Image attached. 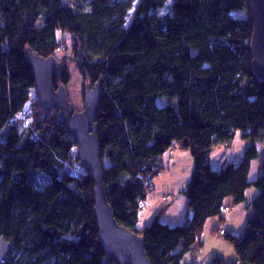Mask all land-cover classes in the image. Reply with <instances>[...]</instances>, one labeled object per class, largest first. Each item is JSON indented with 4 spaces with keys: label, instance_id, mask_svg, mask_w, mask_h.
I'll use <instances>...</instances> for the list:
<instances>
[{
    "label": "trees",
    "instance_id": "1",
    "mask_svg": "<svg viewBox=\"0 0 264 264\" xmlns=\"http://www.w3.org/2000/svg\"><path fill=\"white\" fill-rule=\"evenodd\" d=\"M78 1L74 9L63 0H0V238L11 245L0 264H117L98 239L91 178L68 170L81 168L74 139L56 111L29 104L26 50L61 64L54 89L70 82L58 35L70 38L83 91L103 81L96 124L106 199L116 222L143 238L150 264H180L200 246L206 221L224 223L226 201L244 202L252 187L243 234L224 237L238 264H264V159L249 180L264 140V80L252 72L247 0ZM238 133L249 141L240 162L213 169V145ZM175 146L193 161L181 190L191 218L170 227L158 216L140 232L151 181Z\"/></svg>",
    "mask_w": 264,
    "mask_h": 264
},
{
    "label": "rangeland",
    "instance_id": "2",
    "mask_svg": "<svg viewBox=\"0 0 264 264\" xmlns=\"http://www.w3.org/2000/svg\"><path fill=\"white\" fill-rule=\"evenodd\" d=\"M63 2L75 9L79 1L63 0ZM133 5L134 8L130 14L134 12L137 3L133 2ZM246 15L247 13L238 14L240 17H245ZM57 38L63 41L58 56L62 59V63L67 66L71 77L69 84L65 87L67 98L75 111H81L83 109V81L71 60L72 53L70 48H67L70 45V38L67 35H58ZM29 97L30 105L38 101L34 89L30 91ZM164 99H157V104L159 106L165 105L168 101ZM248 147L249 141L242 140L240 133L234 139L221 145L214 144L210 156L211 167L218 170L227 163L238 164ZM256 147L258 156L253 160L250 168V181H254L261 174L260 166L264 159V140L256 142ZM172 151L174 154L167 153L162 157L161 166L164 169L152 179L151 191L139 211L136 229L140 232L150 226L158 216L161 224L170 227L183 226L187 222V214L191 218V213L187 212L186 201L181 194V190L189 181L193 169V161L187 151L179 150L176 146ZM73 155L77 157V148L73 151ZM102 164L107 167L108 161L103 160ZM68 170L76 173H86L82 168L73 170L71 166ZM257 194L258 191L252 187L247 190L244 202L236 204L232 199H228L226 201L227 208L222 212V217L225 219L224 223L220 224L218 217L208 219L200 235V246L196 244L194 245V251L185 253L180 264H210L217 257L222 258L225 264H238V258L233 246L224 236H219L218 232L220 229L228 230V234L232 237H239L243 234L246 221L252 213L251 203ZM227 222L229 223V228H227ZM179 252H181V248L177 250V253Z\"/></svg>",
    "mask_w": 264,
    "mask_h": 264
},
{
    "label": "water",
    "instance_id": "3",
    "mask_svg": "<svg viewBox=\"0 0 264 264\" xmlns=\"http://www.w3.org/2000/svg\"><path fill=\"white\" fill-rule=\"evenodd\" d=\"M247 5L253 25L250 41L252 72L257 79L264 80V0H247ZM26 54L34 76L37 100L43 108L56 111L57 123L74 139L79 165L93 182L94 216L103 252L117 264H150L143 238L116 222L106 199L96 124L103 81L84 87L83 109L75 111L65 86L53 87V78L59 75L61 64L54 57L42 58L30 50H26ZM10 251L11 245L0 238L2 262L8 259Z\"/></svg>",
    "mask_w": 264,
    "mask_h": 264
},
{
    "label": "built area",
    "instance_id": "4",
    "mask_svg": "<svg viewBox=\"0 0 264 264\" xmlns=\"http://www.w3.org/2000/svg\"><path fill=\"white\" fill-rule=\"evenodd\" d=\"M218 235L219 236H225L226 235V232L224 229H220L219 232H218Z\"/></svg>",
    "mask_w": 264,
    "mask_h": 264
},
{
    "label": "crops",
    "instance_id": "5",
    "mask_svg": "<svg viewBox=\"0 0 264 264\" xmlns=\"http://www.w3.org/2000/svg\"><path fill=\"white\" fill-rule=\"evenodd\" d=\"M245 195H246V194H245ZM186 217H187V219L189 218V217H188V214L186 215ZM227 224H228V225H227V228H229V227H228V226H229V223L227 222ZM227 231H228V230H225L226 235H229Z\"/></svg>",
    "mask_w": 264,
    "mask_h": 264
}]
</instances>
